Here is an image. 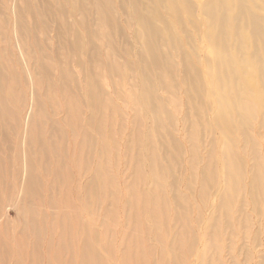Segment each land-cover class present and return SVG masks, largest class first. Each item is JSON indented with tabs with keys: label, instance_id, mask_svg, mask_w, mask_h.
<instances>
[{
	"label": "bare ground",
	"instance_id": "bare-ground-1",
	"mask_svg": "<svg viewBox=\"0 0 264 264\" xmlns=\"http://www.w3.org/2000/svg\"><path fill=\"white\" fill-rule=\"evenodd\" d=\"M0 264H264V0H0Z\"/></svg>",
	"mask_w": 264,
	"mask_h": 264
},
{
	"label": "rangeland",
	"instance_id": "rangeland-1",
	"mask_svg": "<svg viewBox=\"0 0 264 264\" xmlns=\"http://www.w3.org/2000/svg\"><path fill=\"white\" fill-rule=\"evenodd\" d=\"M253 126H254V128H255V130H256V132H257V136H262V135L260 134V132H261L262 129L259 128V126H258V122H255V121H254ZM9 217H10L11 219H15V214H14L13 212H9Z\"/></svg>",
	"mask_w": 264,
	"mask_h": 264
}]
</instances>
